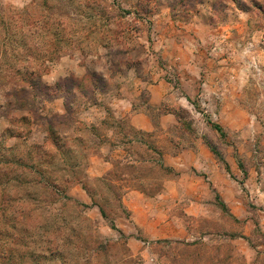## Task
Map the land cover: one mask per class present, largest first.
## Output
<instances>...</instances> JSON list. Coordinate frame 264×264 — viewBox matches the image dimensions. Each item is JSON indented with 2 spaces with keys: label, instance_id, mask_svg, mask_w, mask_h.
<instances>
[{
  "label": "rangeland",
  "instance_id": "rangeland-1",
  "mask_svg": "<svg viewBox=\"0 0 264 264\" xmlns=\"http://www.w3.org/2000/svg\"><path fill=\"white\" fill-rule=\"evenodd\" d=\"M0 22L11 29L0 55V197L25 215L0 214V264H264V236H245L203 174L182 180L154 165L155 151L162 162L201 138L228 174L219 197L235 191L252 211L247 188L264 179V0H0ZM159 82L170 102L146 107ZM120 99L153 124L166 113L177 124L134 131L111 115ZM98 159L109 164L101 176ZM165 182L180 183L175 198L153 193ZM152 199L174 217L200 199L213 217L184 218L186 241H156L123 205Z\"/></svg>",
  "mask_w": 264,
  "mask_h": 264
},
{
  "label": "crops",
  "instance_id": "crops-1",
  "mask_svg": "<svg viewBox=\"0 0 264 264\" xmlns=\"http://www.w3.org/2000/svg\"><path fill=\"white\" fill-rule=\"evenodd\" d=\"M190 78V77H189ZM194 78L193 80H195ZM148 102L146 107L159 108L165 102H170V93L172 89L169 85L159 82L157 85L148 86L146 88ZM188 97V96H187ZM110 112L112 117L115 120L124 119L127 123L128 128L141 132V133H152L156 129H160L166 131L176 125L175 117L172 113L162 114L158 118V122L152 123L148 115V111L145 108L141 107L139 109H132L131 100H114L111 102ZM200 140V141H199ZM196 147L190 148V150H182L176 156H171L170 159L167 157H163L162 163L171 161L170 166H172V171H176V177L182 178L185 176L186 171H195L196 173L203 174L202 177H206V180L210 181L213 190L219 193L224 199L225 196V188L227 185L226 176L224 171L220 169L218 164L211 158L210 153L207 149L204 148L203 141L201 138H198L195 141ZM110 156H116L117 151L111 150ZM97 162V170L95 172V176H101L106 170H108L109 164L104 162L102 159H98ZM167 164V163H166ZM229 166V164H228ZM232 169V167L230 168ZM234 171V169H232ZM180 174H178V173ZM226 175V176H225ZM181 180V181H182ZM166 183V182H165ZM162 184L160 189V194L158 196L160 199L164 197L175 198L176 189L174 188L175 184L168 182L166 184ZM247 183V182H246ZM230 191V190H229ZM248 201L251 204L250 212L244 207V203L242 200L238 199L237 193L234 191L231 193L229 197V203L225 200L223 201L218 195L217 206L218 208H222L223 206L225 212L228 211V215L232 217L236 221H245L247 225V234L245 236H249L250 231L253 228H258L259 233L264 236V179L259 178L258 182L252 184L251 188H247ZM132 192V191H130ZM130 192L125 193L124 195L132 194ZM136 194V193H135ZM168 195V196H167ZM175 205L174 199L170 200ZM198 202V203H197ZM196 203H184L182 208L181 216L174 217L172 212H166L163 210V206H165L168 201H158V200H149V201H138L137 203H132L131 205H125L127 208V212L129 213L128 218L133 222L134 226H137L139 220H146L150 227L155 229L156 235L153 238L156 241L161 239L163 240H175V241H186L188 237H190L189 231L186 230L183 225L184 218L186 219H203V218H211L213 217V210L207 207L204 201L198 199ZM131 207V208H130ZM256 213L254 216L253 214ZM254 218V222L252 219ZM210 219V220H211ZM174 226L176 230H174ZM251 229V230H250Z\"/></svg>",
  "mask_w": 264,
  "mask_h": 264
},
{
  "label": "trees",
  "instance_id": "trees-1",
  "mask_svg": "<svg viewBox=\"0 0 264 264\" xmlns=\"http://www.w3.org/2000/svg\"><path fill=\"white\" fill-rule=\"evenodd\" d=\"M19 13H24V11H23V10H20ZM19 13H18V14H19ZM17 16H19V17H17L19 22H17V24H15V27L17 28L16 35H17V34L22 35L21 33H23V30H22L23 25H22V19H20V18H22V15H17ZM10 30H11V29L8 27V25H7L6 23H5V24H2V22H0V36H1V34H2L3 39L5 40V41L2 42L3 45L0 46V55H3V54H2V53H3V46H4L5 42L8 40V38L5 37V36H6V34L9 35ZM14 36H15V35H13V38H14ZM11 37H12V35L10 36V38H11ZM55 52H56V51L53 50V53H52V54H54ZM20 61H21V60H18L17 63H20ZM12 68H14V66H13ZM24 68H25V67H24ZM25 70L27 71V68H25ZM18 72H19V71L15 69V73L18 74ZM27 76H29V75H27ZM32 76L34 77V74H33V73H31V78H32ZM4 77L7 78L8 83H10V82H14V81H15V79H14L13 77H11V76H6V75H4ZM27 78H28V77H27ZM19 80H20V81H23V83H25V82H26V77H25L24 75H20V74H18V80H16V81H19ZM216 130H218V129H216ZM218 131H219V130H218ZM153 151H155V150H153ZM155 155L157 156V159L155 160L154 165L157 166V168H158L159 170L163 171V172H169V173H171V172H172L171 169L165 168V167L162 165V162H161L162 154H161V153H158L157 151H155ZM160 189H161L160 186L157 187V188L153 191V193H154V194H158V193L160 192ZM110 190H113V189H110ZM57 191H59V188H58V187H57ZM2 193H3V192H2ZM7 193H8V192H7ZM141 193H144V191H141ZM120 194H121V193H120ZM120 194L117 192V193H115V195H114V196H115V199L117 200L118 203H120V197H121ZM64 199H65V201H68V199H67L66 197H65ZM216 199L218 200V197H216ZM10 202H11V196L8 195V194H5V192H4V194L2 195V197H0V214H1V218H2L3 221H5V220H7V219H12V218H11L12 216H14L15 219H18V217H19V218H22L23 216H25V215H23L20 211H13V210H11V209H10V211H9V208H11V207H7V206H9V203H10ZM92 204H94V206L97 207V209H98V211H99V213H100V216H101L103 219H105V218H106V215H105V212H104L103 208H102L100 205H96L95 203H93V201H92ZM119 206H120V205H119ZM221 207H222L223 211L225 212V210H224V208H223L222 205H221ZM11 214H12V215H11ZM8 217H10V218H8ZM22 220H24V219H22ZM110 228H111V229H115V227H114L113 224L110 225Z\"/></svg>",
  "mask_w": 264,
  "mask_h": 264
}]
</instances>
